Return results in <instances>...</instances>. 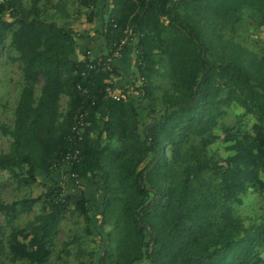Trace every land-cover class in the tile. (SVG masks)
<instances>
[{
  "label": "trees",
  "instance_id": "1",
  "mask_svg": "<svg viewBox=\"0 0 264 264\" xmlns=\"http://www.w3.org/2000/svg\"><path fill=\"white\" fill-rule=\"evenodd\" d=\"M97 1L76 0L73 13L87 8L91 22ZM105 3L106 56L127 27L137 34L132 75L115 65L90 70L85 53L77 60L76 21L45 18L53 0L0 6V55L3 48L13 52L9 60L22 80L12 125L3 129L10 142L0 173L20 187L36 183L39 171L98 181L102 252L95 264H264V50L251 49L240 33L264 28V0ZM119 77L131 79L121 89L126 99H106L111 78ZM231 108L241 113L227 126ZM79 109L87 111L80 160L62 170ZM65 181L66 190L73 179ZM59 182L45 185L40 211L22 228L11 226L18 208L28 211L37 199L0 200L11 263L46 264L68 208L92 234L91 200L82 192L63 194ZM250 192L262 198L258 219L238 213Z\"/></svg>",
  "mask_w": 264,
  "mask_h": 264
},
{
  "label": "rangeland",
  "instance_id": "2",
  "mask_svg": "<svg viewBox=\"0 0 264 264\" xmlns=\"http://www.w3.org/2000/svg\"><path fill=\"white\" fill-rule=\"evenodd\" d=\"M25 2L27 0H24ZM106 0H98L95 7V11L99 16L107 17L110 13V6L106 7ZM109 4V2H108ZM105 9V10H104ZM83 11H85L83 9ZM85 13V12H84ZM87 13V11H86ZM84 14L77 15L72 13L70 19L76 21V24H84ZM68 18V19H69ZM81 20L80 22H78ZM100 23H98L99 27ZM84 30V29H83ZM247 32V33H245ZM240 33L246 37L249 41V47L256 52L264 50V28L258 30L257 32L252 29L241 30ZM7 36L5 44H8L10 38ZM7 47V46H6ZM128 57H131V61L128 62V70L130 75L135 71V60H134V49L128 48L126 53ZM13 55L11 50L2 49L0 55V154L5 153L8 150L10 139L3 133L4 128H9L13 121V111L17 103L19 90L22 84L20 68L17 62H12L9 57ZM125 55V54H124ZM123 55V56H124ZM136 75V74H134ZM134 77V76H133ZM119 81L115 87L116 89H121L125 87H131V79L129 77L119 78ZM137 82L138 79H137ZM42 80L39 79L37 91L41 86ZM127 87V88H128ZM129 90V89H128ZM136 101V98H135ZM142 108L139 110L140 115L143 117L146 111L147 102L141 101ZM67 107V97L61 96L59 101V111L63 115ZM241 113L240 110H235L233 108L228 109L227 115L223 118V124L227 126L237 124L238 115ZM243 125L245 129H249L250 119L243 118ZM218 149L220 155L224 156L225 151L223 145ZM37 182L29 187H20L18 182L12 179L7 172L0 173V200L5 203H10L11 201L28 198L37 199V201L30 207L28 211H22L21 207L18 208V213H16L15 219L12 221V227L22 228L29 221H31L34 216L40 211L42 206V201L44 200L43 194L45 193V185L54 186L58 181L63 183L68 176L64 173L57 172L51 174L50 176H45L43 172H37ZM82 182V181H79ZM70 187L64 190L63 194L73 193L78 194L82 192L85 197L90 201L89 214L95 218L94 225L95 228L92 229V234L86 236L84 234V222L81 217L74 214L70 208H68L63 215L60 222V226L55 238V244L53 246L52 255L46 264H95L98 260V255L102 252L101 240L99 234L97 235V226L100 223V218L98 216L99 212L102 210L101 205V194H100V183L95 181L94 183H87L83 181L79 185H73L69 182ZM247 203L238 211L241 216L253 215L256 219L262 212V198L257 192H250L247 195ZM10 232V227L6 224L5 217L0 213V264H26V262L17 261L11 263L7 256V237ZM105 230L101 231V237L105 239ZM66 243H69L65 246ZM137 264H144L137 263Z\"/></svg>",
  "mask_w": 264,
  "mask_h": 264
},
{
  "label": "built area",
  "instance_id": "3",
  "mask_svg": "<svg viewBox=\"0 0 264 264\" xmlns=\"http://www.w3.org/2000/svg\"><path fill=\"white\" fill-rule=\"evenodd\" d=\"M7 0H0V6L3 5ZM137 40V34L129 27L123 31V37L114 46V51L112 56L108 57L105 55H99L94 57L90 51L85 52V59L87 61V68L92 70L95 69L98 72H105L111 70L112 66L115 65L116 61L121 59L124 55V48H133L135 53V43ZM137 54V53H135ZM135 58V56H134ZM115 78H111L110 85L105 90V98L112 99L114 101L125 100L126 95L119 89H116L113 82ZM87 117V111L79 109L75 112L73 116V124L70 128V136L67 138L69 146L62 159L65 164L62 166V170L68 168V165L73 162H78L80 160L79 145L83 138V128L86 125L85 118ZM61 172V170H60ZM68 179H73V185H79V180L74 175H68ZM59 186L62 188V192L65 190L66 181L64 183L59 182Z\"/></svg>",
  "mask_w": 264,
  "mask_h": 264
},
{
  "label": "crops",
  "instance_id": "4",
  "mask_svg": "<svg viewBox=\"0 0 264 264\" xmlns=\"http://www.w3.org/2000/svg\"><path fill=\"white\" fill-rule=\"evenodd\" d=\"M76 4H77L76 0H53V7L45 13V18L51 21L56 20L58 22L61 20H69L70 19L69 17H71ZM96 5L93 8L94 16L91 22H88L86 20L87 18L86 15L89 12V9L83 8L85 11H83L82 9L81 13L84 14V17H83L85 18L84 24L82 25V27L76 24V22H74L72 25V27L79 33V38L76 39V43H77L76 44L77 45L76 58L77 60L81 59L82 54H84L87 50L90 51L94 57L106 54V49L104 45L102 44L103 42L100 37V32H101V29L104 27V24L106 23L108 17L106 14L102 17L99 16L97 12L95 11ZM80 21L81 20H79L78 22ZM98 23H100L99 27H97ZM124 54L125 55L121 59L117 60L115 63V66H117V68L121 70L122 72L129 71L128 62L131 61V57L126 56L127 55L126 53ZM119 78H123V77H119ZM119 78H116L115 83L119 82L117 81Z\"/></svg>",
  "mask_w": 264,
  "mask_h": 264
}]
</instances>
